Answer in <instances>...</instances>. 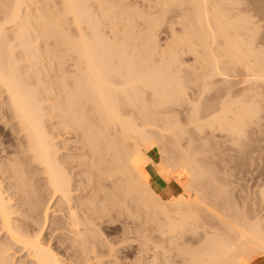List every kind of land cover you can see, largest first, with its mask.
<instances>
[{"label":"bare ground","instance_id":"bare-ground-1","mask_svg":"<svg viewBox=\"0 0 264 264\" xmlns=\"http://www.w3.org/2000/svg\"><path fill=\"white\" fill-rule=\"evenodd\" d=\"M114 1L112 0L111 4ZM40 2V0H0V154H3L0 157V264H89L91 260L94 258L96 260L100 256L97 246L103 248L101 253L103 250L112 251L109 244L108 246L102 244L103 241L99 234L104 233L102 231L100 233L98 227L101 223L96 221L101 222L108 217L109 210H111L110 202L115 205L123 202L126 204V196H129L134 204H139L144 209L143 212L151 214V219L157 215L155 213H162L166 219L164 224L167 228L165 230L169 234L172 231H178V228H186L184 225L193 223V220H197L195 215H200V213L195 214L196 207L200 206L199 204L203 206L204 201L202 198L200 200L194 192L198 190L196 189L197 184H195L196 179L200 178V175L204 176L201 174V169L198 168L201 166V161L204 163V158L203 160L201 158L200 161V157H198L200 162L199 166H196L198 164L195 163L196 155L198 156L197 153L200 151L192 150L193 153H196L195 157L182 153H179L183 155L179 158L173 155L177 159L171 158L169 162L166 158V162L161 160L163 157L159 155L162 153L161 151L159 153V145L164 142L163 136L166 133L170 135V139L173 137L177 141L185 134L180 132L178 124L174 125L171 114L176 110L173 111L175 109H172L173 104L188 102L190 99L188 97L193 95V93L187 95L188 78L179 75V72L181 73L179 66L182 64H176L180 62H176V53L172 54V52L164 56L168 46L163 48L159 45L160 43L158 44L155 37L157 31L150 32L147 29L149 31L145 36L147 46L144 45L146 46L144 47L137 44V40L134 39L136 35L132 33V25L129 22L124 25L123 29L120 28L122 30H117L119 22H116V18L118 16L114 18L108 9L110 5L108 8L101 6L102 11L95 13V8L90 6L93 3L91 0H60L59 9L64 13L61 19L63 20L64 16L66 18L65 14H70L73 24L71 26L74 28L72 35L66 29L67 26H64L68 24H65V18L63 23L60 16L58 17V14L54 13L56 9L46 11L48 8L46 10L41 8ZM31 4L36 7L34 5V8L30 7ZM152 7V10L159 15H156V19H153V16L148 17L154 27L160 24L159 22L164 19L165 13L169 10L173 11L171 14L174 13V16H181L184 34L176 33L182 35L178 36L176 44L181 49H186L183 51L188 50L194 55L196 54L198 61L203 64L204 73L200 75L203 77L200 94L203 95L201 92H204L205 101V97L212 90L222 88L224 91L223 98L218 97L220 100L215 101V104L204 105V122L242 140L251 133L250 137H253V140L250 141H255L258 150H264L260 144L264 141V136L260 137V134L264 135L262 134L264 133V35L260 36L261 31H264V26L260 23V21L264 22V0H153ZM189 10L190 12H187ZM254 10L259 12L254 13ZM259 13L260 17L256 19ZM103 21L108 22L107 29L109 27L115 29L114 34L125 32V35H111L113 38L104 37L102 33L105 29L103 32L100 29ZM193 73L195 74L194 80L197 81L199 72L196 74L193 71ZM188 76L191 78L190 75ZM195 90L197 92V89ZM201 97L203 98V96ZM209 100L211 101V99ZM191 101L189 100V102ZM193 103L195 104V102ZM189 108L191 110V107ZM193 110L188 120L194 124L193 127L199 130L203 124L198 123L201 119L199 118L201 116L199 107L195 106ZM209 125L206 126L209 127ZM248 126H251L250 133H248L250 128ZM184 128L181 130H185ZM4 133L14 134L15 143H12L14 146L8 142L9 146L13 147L10 146L12 149H9L8 144L5 146L6 138L1 139L4 137ZM64 134L65 137L71 134V137H68L71 138L69 141L72 140L76 144V147L73 146L72 149L75 147L80 152L74 157L84 167V179L82 180L77 175L73 174V176L69 171L72 169L65 165V162H68L69 157L72 156L64 154L65 157H63V154L60 153V149L68 144V139H60ZM167 134L166 136H168ZM189 135L187 136L191 137V134ZM194 141L199 142L198 138ZM194 141L192 140L191 144ZM201 141L204 140L201 139ZM234 141L236 140L234 139ZM181 142L179 141V143ZM240 142L242 143V141ZM165 143L162 145L164 146ZM171 143L173 145V142ZM188 144L186 142V145ZM167 147H169V143ZM186 148L188 149L187 146ZM169 149L171 150V147ZM260 151L259 154L264 153H260ZM66 152H70V149ZM166 152L169 153L167 150ZM165 153L162 154L165 155ZM170 157L169 155L167 158ZM70 162L73 163V160ZM75 163L77 164V162ZM77 170L79 171V169ZM212 171L214 172V170ZM172 172L178 177L177 179H183L181 182L183 191L177 195L172 194L171 200H165L151 186L149 179L152 174H156L168 180L172 176ZM35 175H39V178H36ZM75 176L81 180L78 182L79 185L77 183V187H73V184L76 183L72 184V177L75 179ZM40 178L44 185L37 184L36 181H39ZM4 180H6L5 184ZM207 181L210 180L207 179ZM258 187L260 188V186ZM75 190H80V194L81 191L84 193L86 191L89 202L77 204V200L75 201L71 193ZM259 191H261L259 194L261 193L264 197V189H259ZM39 192H44L43 197L35 196ZM200 193L202 192L200 191ZM77 195L79 196V194ZM77 195L75 196L77 197ZM15 196L18 197V200L24 198L26 202L20 204L19 201L20 205L17 203L15 206L13 202ZM82 196H84L83 193ZM259 197L261 198V196ZM219 199L215 198V201L218 200L220 203ZM35 200H38V204L34 206L32 202ZM212 201L206 202L211 204L214 202ZM206 202H204L203 208ZM257 202H261V199ZM257 202L253 203L256 204L254 208L257 209L259 206L257 212L253 208L254 212L252 211L250 214L252 209H248L250 210L249 214L247 213L248 216L251 217L256 213L251 219L247 218V215L240 214L239 211V215H233V212L229 214L230 216L227 215L231 217V221L229 218L224 220L227 236L223 235L224 232L211 233L213 236L209 237L210 234L206 235L209 233L206 232L208 230H204L206 233L202 236H207V238L204 237L207 245H204V239H201L204 243L203 251H196L192 254L193 249L189 248V252L192 251L189 256L185 254V247L188 245L185 246L186 242H182L185 247L181 244L184 247L182 248L184 251L181 250V253L184 252L186 256L191 257L190 263L185 262V264H264V224L261 223L264 222L261 218L264 217V214H260L264 211V201L261 202L262 205L259 203L258 206ZM219 203L214 205L217 206ZM231 204L235 205V203ZM25 205H28V208H23ZM214 205L212 204V206ZM37 206H42L41 215H37L38 212L35 211ZM242 206H237L238 210ZM219 207L220 204L218 210H221ZM228 207L227 212L229 213L233 206ZM245 207L242 209H246ZM210 208L212 207L210 206ZM214 208L215 210L211 211L217 217V207ZM120 209L122 210V208ZM198 209L202 210L201 207ZM129 210H126L127 214ZM57 211L60 212V215ZM170 211L177 214L176 220L170 214L168 215ZM49 212L55 213L54 218L58 215L56 221L51 217V220L54 221L52 225H49ZM197 212L199 211L197 210ZM241 212H246V210ZM138 214L140 215V213ZM60 216L61 219H59ZM222 219L224 218L222 217ZM155 227L158 225L154 226V229ZM147 228L149 227L147 226ZM208 228L210 229V227ZM48 232L49 236L46 235ZM210 232L214 231L210 230ZM220 232H222L221 229ZM165 234L167 233L164 232ZM164 235L162 233L161 238ZM52 236L56 238V243L62 248L61 250L65 251V254L62 253L64 255L59 254L60 252L58 253L52 247ZM181 236L183 238L184 235L181 233ZM164 239L166 240V238ZM173 239L176 238L173 237ZM149 240L151 241V238ZM105 242L103 243L105 244ZM173 248L178 250L179 247ZM186 250L189 253L188 248ZM20 251L24 253L25 260L24 256L23 259L16 258V253L20 254ZM143 251L141 250V252ZM141 255L140 258L144 254ZM153 258L147 263L140 260H136L138 261L136 263L169 264V262L163 263L164 260L161 263ZM163 258L165 259V257Z\"/></svg>","mask_w":264,"mask_h":264},{"label":"rangeland","instance_id":"rangeland-1","mask_svg":"<svg viewBox=\"0 0 264 264\" xmlns=\"http://www.w3.org/2000/svg\"><path fill=\"white\" fill-rule=\"evenodd\" d=\"M41 2L39 3L40 4V7L41 8H44V10H46L47 8V10L46 11H48V10H52L53 9V11L56 9V11L54 12L55 14H58V17L61 19L62 18V14H64L63 12H62V10L61 9H59L60 8V6L59 5H61L60 4V0L58 1H55V0H40ZM92 1H93V3H92ZM95 1V2H94ZM99 1H101L100 3H98ZM104 1V2H103ZM114 1V0H113ZM116 1V2H115ZM112 4H111V2H112V0H91V3L92 4H90V6L93 8H95V13H100L101 11H102V7L101 6H107V7H105V8H108V6H109V10L111 11V13H112V15L114 16V18H116L117 16V18H116V22L118 23L119 22V26L116 28L117 30H122L123 29V27H124V25L126 24V23H130V25H132L131 26V29H132V33L133 34H135L136 36H134V39L135 40H137V44L139 43V45H142V46H144V45H146L147 46V38L145 37L146 35H147V33L150 31H157V33L155 32V37H156V40L158 41V44L161 46V47H163V48H166L167 46H168V48H166V53L164 54V56H167V54H171L172 52V54H175L176 53V62L177 61H180V62H178V63H176V64H182V65H180L179 66V70H181V73L179 72V75H181L182 77H186V79L188 78V82H189V84H188V87H187V95H190V94H192L193 93V95H190L188 98H190V99H188V102H180L181 103V105H180V103L179 102H177V103H175V104H173V106H172V109L173 108H175L173 111H175V113H173V112H171V113H173V114H171V116H172V119H173V122H174V125L175 124H178L177 125V127L179 128V130H180V132H182V134L183 133H185V134H181L182 136L180 137V139L177 141L176 139H174L173 137H171V139L173 138V140L171 141V139H170V135H168L167 133V135L168 136H166V134L163 136V138H165V139H163V143L162 144H164L167 140H169L168 142H166L165 143V145L163 146L161 143H160V148H159V153H160V151L164 154L165 152H166V150L167 151H169V153H167V154H169L171 157L170 158H167L169 155H167L166 153H165V155H163L162 153H160L159 155H160V157H163V158H161V160H163V161H165L166 162V160H165V158L167 159V162H169V161H171V158L173 159V158H179V157H181V156H183L182 154H185V155H188V154H190V156L191 155H193L194 157H195V155H196V153L194 152H192V150H194V151H200L199 153H197L198 154V156L196 155V158H197V161H195V163H198L196 166H199V162L201 161V158H202V160H203V158H204V163H203V161H201L200 162V165L201 166H199L198 168H200L201 169V174L202 175H204V176H201L200 175V178L198 177L197 179H196V181H195V184H197V188L196 189H198V190H195V192H194V194L195 195H197L198 196V198H200V200H201V198H202V200L204 201V202H206V201H212L213 203H211V204H208V203H210V202H206V205H205V207L203 208V206H204V202H203V206H201V204H199L200 206H197L196 208V210H195V214H197V213H200V215L199 216H197V215H195L197 218V220H193V223L191 222L190 224H186V225H184L186 228H184V227H182V228H180V229H182V230H180L179 228L177 229L178 231H175V232H170L171 234H169L168 233V231L167 230H165L167 227H166V224H164V223H166V219L164 218V215L162 214V213H155V214H157L155 217H153V219H151L152 218V215L150 214L149 215V213H147L146 211H144L143 212V210L144 209H142V207L141 206H139V204L138 205H136V204H134V202H133V200H132V202H131V199H130V197L129 196H126V204L123 202V203H120V204H117L116 203V205L113 203V204H111L112 202H110L109 204H110V209L111 210H109V213H108V217L107 218H104L102 221H105V222H103L102 223V221L101 222H99V221H96L97 223H101L102 224V226H101V224H99V226L100 227H98L99 228V231H100V233H104V234H99L100 235V237H101V240L103 241V242H105V244H107V245H105L103 242H102V244L104 245V246H108V244H109V246H110V248H111V250L112 251H108V250H103L102 251V253H101V249H103L102 247L101 248H99L98 246H97V249H99L100 250V256L99 257H97L96 258V260H95V258L93 259L94 261H96V262H98L97 264H131V263H135V264H137L136 262H138L139 260L140 261H142L143 263H147V261H149V260H151L154 256V258L155 259H157L159 262H161V261H167V262H164L163 261V263H168L169 262V264L170 263H172V264H185V262L186 263H190V258L191 257H189L190 255H191V252L193 251V253L192 254H194V252H200V250H204V246H202L206 241V239L205 238H207V236H205L204 235V237L202 236L203 234H205L206 232H209V233H206V235L208 234H210L209 235V237H211V236H213V234H216V233H224L225 231H227V229H226V224H225V222H224V220H228V219H225V218H229V221H231V217H228L227 215H229L230 213L232 214V212H233V215H239L238 214V211H239V213L240 214H244V215H247V213L249 214V212H250V210H248V209H252L251 210V212H250V214H252V211L254 210L255 212H257V210H259L258 208H259V203L261 204V202L262 201H264V200H262V199H264V197H262V194L260 193L259 194V192H261V191H259V189L260 190H262V189H264V188H261L262 186H264V185H261V184H264V183H262V182H264V156H261V155H264V153H262V154H259L258 152L260 151V150H258L257 148H256V146H255V141H250V140H253L252 138L253 137H250L251 135V133H250V130H251V126H248V133H250L249 134V136H247L246 137V139L244 138V140H242V139H239V138H237V137H235L233 134H230V133H227V132H225V131H220L219 129H215V128H213L212 126H210L209 124H206V122H204L205 121V118H204V105H209V104H215L216 102H217V100L220 98V99H222L223 98V94H224V91H223V89L222 88H219L220 90H218V88L217 89H214V91L212 90V92H210V94L209 95H207L205 98H206V101H205V99H204V92H201L203 95H201L200 94V84H201V82L203 81V77L202 76H200L201 75V73L203 74L204 73V66H202L203 64H201V62L200 61H198V59H197V55L195 54H193V53H191L190 51H183V50H186L185 48H182L181 49V47H179L177 44H176V39H178V36L179 37H181L183 34H184V27H183V25H182V23H181V16L179 15V16H174V13L173 14H171L173 11H167L166 13H165V17H164V19H162L163 20V22H159L160 24V26L159 25H157L156 27H154V25L152 24V21L150 22L149 21V19H148V17H150V16H153V19H156L157 18V16H159L157 13H156V11H154V10H152L153 9V0H120L119 1V3H118V0H115ZM130 1V2H129ZM150 3H148V2ZM44 2V3H43ZM53 2V3H52ZM97 2V3H96ZM126 2V3H125ZM51 3V4H50ZM55 3H58V4H55ZM89 3H90V1H89ZM109 3V4H108ZM115 3V4H114ZM123 3V4H122ZM147 5H146V4ZM45 4H46V6H45ZM51 5V7H50V5ZM54 4H55V6H54ZM94 4H96V5H94ZM100 6H98V5ZM104 4V5H103ZM106 4V5H105ZM152 4V5H151ZM32 5V6H31ZM30 5V7H32V8H34V6L36 7V5H34V4H31ZM34 5V6H33ZM44 5V6H43ZM93 5V6H92ZM150 5V6H149ZM49 6V7H48ZM117 6H119V7H117ZM148 6V7H147ZM52 7H54V8H52ZM99 7V8H98ZM113 7V8H112ZM126 7V8H125ZM133 7V8H132ZM144 7V8H143ZM147 7V8H146ZM149 7H150V9H149ZM98 8V9H97ZM116 8V9H115ZM129 8V9H128ZM59 9V10H58ZM97 9V10H96ZM112 9V10H111ZM148 9H149V11L152 13H148L149 11H148ZM124 10V11H123ZM135 10H137V11H135ZM143 10V11H142ZM114 11V12H113ZM121 11H123V12H121ZM141 11V12H140ZM148 11V12H147ZM58 12V13H57ZM61 12V13H60ZM116 12V13H115ZM187 12H190V10L189 11H187ZM254 13L256 12H259V11H257V10H254L253 11ZM146 13H148V14H146ZM155 13V14H154ZM233 13V12H232ZM119 14V15H118ZM137 14V15H136ZM145 14V15H144ZM150 14V15H149ZM65 15H67L66 16V18H65V16H64V18H65V20H64V18H63V20H64V22H65V24H67V25H64V26H67V28L66 29H68V32H69V34H72L73 35V30L72 29H74L71 25H73L71 22H72V20H71V16H70V14H65ZM122 15H123V17H125V18H123L122 17ZM135 15V16H134ZM142 15V16H141ZM144 15V16H143ZM157 15V16H156ZM182 15V14H181ZM70 16V17H69ZM127 16V17H126ZM155 16V17H154ZM67 17H69V18H67ZM169 17V18H168ZM260 17V13H259V16L257 15V17H256V19L257 18H259ZM179 18V19H178ZM127 19V20H126ZM134 19H135V21H134ZM63 20L61 19V21L63 22ZM68 20H71V21H68ZM122 20V21H121ZM143 20V21H142ZM63 22V23H64ZM70 22V23H69ZM133 22V23H132ZM150 22V23H149ZM178 22V23H177ZM108 23V22H107ZM106 23V21H103L102 22V28H100L101 30H102V32H103V30L105 29L106 30V32L108 33H106L105 32V30H104V32L102 33L103 34V36L104 37H112L113 35H117V36H123V35H125V32L124 33H122L121 34V32L120 33H118V34H114V28H106V27H108V25H106L107 24ZM143 23H145V24H143ZM260 23L262 24V26H264V22H261L260 21ZM177 24H178V26H177ZM68 25H70V26H68ZM148 25V27L146 28V26ZM162 25V26H161ZM176 25V26H175ZM121 26V27H120ZM120 28H122V29H120ZM126 28V27H125ZM158 28V29H157ZM72 31H71V30ZM109 29H111L110 31H112V32H110L109 31ZM136 29V30H135ZM149 31H148V30ZM154 29V30H153ZM100 30V31H101ZM171 30V31H170ZM71 31V32H70ZM138 33H136V32ZM147 31V32H146ZM171 32H172V34H171ZM173 32H175V33H173ZM183 32V33H182ZM111 33V34H110ZM144 33H145V35H144ZM182 34V35H177V34ZM262 33H264V31H261V33H260V36L261 35H264V34H262ZM112 35V36H111ZM171 35V36H170ZM175 35V37H173ZM108 37V38H109ZM145 38V40H144V38ZM158 37V38H157ZM113 38V37H112ZM175 38V39H174ZM171 39V40H170ZM173 39V40H172ZM171 41H172V43H171ZM143 43V44H142ZM164 43V44H163ZM171 43V44H170ZM166 44V45H165ZM173 44V45H172ZM146 46H144V47H146ZM170 46V47H169ZM174 47H175V49H174ZM173 48V49H172ZM179 49V50H178ZM170 50V51H169ZM168 51V52H167ZM180 51V52H179ZM178 52V53H177ZM182 52V53H181ZM180 53V54H179ZM198 53H200V52H198ZM178 55H180L179 57H178ZM193 55V56H192ZM196 57V58H195ZM179 58V59H178ZM181 59V60H180ZM195 59V60H194ZM197 59V60H196ZM184 60V61H183ZM195 61V62H194ZM197 61H198V63H197ZM182 62V63H181ZM189 63V64H188ZM195 65V67H194V65ZM197 64H199V65H197ZM192 65V67L190 68V66ZM197 65V66H196ZM188 66V67H187ZM200 66H202V67H200ZM185 67V68H184ZM188 69H187V68ZM197 67V68H196ZM191 70H190V69ZM195 68L197 69L196 71H195ZM201 69V70H200ZM197 74L198 72H199V74H197V75H199V77H197L198 79H200L201 78V80H199L198 81V79H196L197 81H195L194 79H195V74L193 73V71ZM191 71H192V73H191ZM183 72V73H182ZM184 73H186L185 75H183ZM188 73V74H187ZM187 75V76H186ZM188 75H190V77L191 78H189V76ZM194 77V78H193ZM189 79H191V80H189ZM194 80V81H193ZM192 81V82H191ZM194 82L196 83L195 85H194ZM193 83V84H192ZM198 83V84H197ZM191 85H193V86H191ZM198 86V87H197ZM195 87V88H194ZM217 87H219V86H217ZM190 88V89H189ZM195 89H197V92H196V90ZM193 90V91H192ZM213 92H215L214 94H213ZM216 92H218L217 94H216ZM198 93V94H197ZM222 93V94H221ZM195 94V95H194ZM199 95V96H198ZM213 95H214V97H213ZM216 95V96H215ZM219 95V96H218ZM201 96H203V98L201 97ZM209 96H211L210 98H209ZM196 97H197V99H196ZM219 97V98H218ZM192 98V99H191ZM194 98V99H193ZM200 98V99H199ZM203 100H202V99ZM209 99H211V101L209 100ZM219 99V100H220ZM189 100L191 101V100H194V101H191V102H189ZM200 100V101H199ZM214 100V101H213ZM216 101V102H215ZM193 102H195V104L193 103ZM179 103V104H178ZM186 105H184V104ZM192 103V104H191ZM190 104V105H189ZM199 104V105H198ZM176 105V106H175ZM195 106L196 107H199V114L201 115L199 118H201V119H199V121H198V123H200V124H202V128L201 129H199V130H197L195 127H193V123H191V121L190 120H188L189 119V116L190 115H192V113H193V108H195ZM201 106V107H200ZM187 107V108H186ZM189 107H191V110H192V112L190 113V108ZM193 107V108H192ZM187 110H189V111H187ZM202 113V114H201ZM178 116H177V115ZM188 115V116H187ZM175 116V117H174ZM177 119V120H176ZM179 120H180V122H179ZM186 120H188V121H186ZM176 121H177V123H176ZM183 125V126H182ZM205 125V126H204ZM209 125V127H207V126ZM176 126V125H175ZM181 126V127H180ZM192 126V127H191ZM185 127V128H184ZM205 127V128H204ZM212 129H211V128ZM185 129V130H181V129ZM203 129H205L204 131H202ZM211 129V130H210ZM215 131H214V130ZM5 130V129H4ZM219 130V131H218ZM183 131H185V132H183ZM187 131V132H186ZM196 131H198V132H196ZM206 132V133H205ZM165 133V132H164ZM187 133V134H186ZM198 133V134H197ZM189 134H191V137H192V140L194 141V140H197V138H198V141L199 142H197V141H194L193 142V144H191L192 143V140H191V137H188V136H190ZM210 134V135H209ZM262 134H264V133H262ZM6 135V136H5ZM12 135V136H11ZM69 135V136H68ZM68 135H66L67 137H65V134L64 135H62L61 137L63 138H60L61 140H64V139H68V144H66L64 147H62L61 149H60V153H62L63 154V157H65L64 156V154L66 155H68V156H72V157H69L70 158V160L68 161V162H65V165L67 166V168H70V169H72V170H69V171H71L70 173L73 175H77L81 180L82 179H84V176H83V170H84V167H82L81 166V164H80V162L77 160V158H75L74 157V155H77L78 153H80V152H78V150H76L75 149V147H76V144L75 143H73L72 142V140L71 141H69L71 138H68V137H71L70 135L71 134H68ZM188 135V136H187ZM205 135V136H204ZM207 135V136H206ZM216 135V136H215ZM230 135V136H229ZM234 137H233V136ZM14 136V134H12V133H9V134H5L4 133V137L3 138H1V139H5L6 138V142H5V146H6V144H8V146H9V143H11V145H13L14 143H15V136ZM187 136V137H186ZM202 136V137H201ZM210 136V137H209ZM218 136V137H217ZM227 136H229V137H227ZM261 136H264V135H261L260 134V137ZM168 137V139H166ZM183 137V138H182ZM196 137V138H195ZM249 137V138H248ZM182 138V139H181ZM184 138H186V139H184ZM206 138V139H205ZM212 138H213V140H212ZM184 139V140H183ZM201 139L202 140H204V141H201ZM209 139H211V140H209ZM233 139V140H232ZM234 139L236 140V141H234ZM248 139V140H247ZM188 140V141H187ZM218 142H217V141ZM246 140V141H245ZM5 141V140H4ZM173 142V145H172V143L171 142ZM179 141H182L181 143H179ZM212 141V142H211ZM222 141V142H221ZM240 141H242V143L240 142ZM9 142V143H8ZM14 142V143H13ZM186 142H187V144L188 145H186ZM217 142V143H216ZM252 142H253V144H252ZM13 143V144H12ZM168 143H169V147H167L168 146ZM175 143H177V144H175ZM179 143V144H178ZM198 145H197V144ZM208 145H207V144ZM251 143V144H250ZM257 144H259L258 142H256ZM70 144V145H69ZM184 144V145H183ZM191 144V145H190ZM196 144V145H195ZM212 144H214V145H212ZM260 144L262 145V147H264V141H262V142H260ZM10 145V146H11ZM60 145H61V143H60ZM174 146V147H172V146ZM175 145H176V148H175ZM183 145V146H182ZM193 145V146H192ZM206 145V146H205ZM210 145V146H209ZM231 145V146H230ZM252 145V146H251ZM10 146H9V149H12V148H10ZM14 146V145H13ZM62 146H63V144H62ZM73 146H75L74 147V149H72L73 148ZM162 146V147H161ZM188 147V149L186 150L185 149V147ZM192 146V147H191ZM205 146V147H204ZM216 146H218V147H216ZM221 146V147H220ZM171 147V150H172V148H173V150L171 151L170 149L168 150V148H170ZM184 147V149H182ZM213 147V148H212ZM249 147V148H248ZM67 148V149H66ZM166 148V150H164ZM180 149V150H176V149ZM210 148V149H209ZM66 149V150H65ZM69 149H70V152H66V151H69ZM163 149V150H162ZM197 149V150H196ZM202 150V152H201V150ZM204 149V150H203ZM256 151H255V150ZM63 150V151H62ZM183 150V151H182ZM218 150V151H217ZM220 150V151H219ZM257 150H258V152H257ZM177 153H176V152ZM186 153H185V152ZM189 151H191L192 153H190ZM175 152V153H174ZM189 152V153H188ZM209 152V153H208ZM220 152V153H219ZM261 152H264V150H262V151H260V153ZM179 153H182V154H179ZM200 153H201V155H200ZM211 153V154H210ZM162 154V155H161ZM178 156H177V155ZM218 154V155H217ZM1 156L0 157H2L3 156V154H0ZM167 155V156H166ZM173 155H175V156H173ZM209 155V156H208ZM74 157V158H73ZM194 157H192L194 160H195V158ZM198 157H200L199 159H200V161H198L199 159H198ZM208 157V158H207ZM176 158V159H177ZM169 159V160H168ZM73 160V163H71L70 161H72ZM75 162H77V164L75 163ZM69 163V164H68ZM71 163V164H70ZM202 163V164H201ZM74 164V165H73ZM73 167H72V166ZM77 166H79V167H77ZM205 166V167H204ZM72 167V168H71ZM207 167V168H206ZM197 168V167H196ZM197 168V169H198ZM212 168V169H211ZM77 169H79V171L77 170ZM82 169V170H81ZM199 169V170H200ZM203 169V170H202ZM210 170V171H209ZM212 170H214V172L212 171ZM73 171V172H72ZM81 171H82V174H80L81 173ZM78 172V173H77ZM203 172H204V174H203ZM208 172V173H207ZM224 172V173H223ZM213 173V174H212ZM81 176H80V175ZM207 174V175H206ZM208 174H209V176H208ZM215 174V175H214ZM71 175V176H72ZM73 175V176H74ZM171 177H169V179L168 180H166L163 176H161V175H156V174H152V176L150 177V179H149V182H150V184H151V186L153 187V188H155V190L157 191V193L160 195V197L161 198H163V199H165V200H171L172 199V197H173V195L172 194H174V195H177V194H179V193H181L183 190H182V185H181V182L183 181V179L182 180H180V178L179 179H177L178 177L177 176H175V173L174 172H172L171 173ZM39 176V175H38ZM38 176H36L35 175V177L36 178H39ZM77 176H75V179H74V177H72V184L73 183H76V184H73L74 186L73 187H77L80 183H78L79 181H81L79 178H77ZM208 176V177H207ZM215 176H216V178H215ZM206 178V179H205ZM212 178V179H211ZM216 180H215V179ZM217 178H218V180H217ZM78 181H77V180ZM154 179V180H153ZM200 179H202V180H200ZM207 179H209L210 181H207ZM35 179H33V181H34ZM214 180V181H213ZM43 180L40 178L39 179V181H36L37 182V184L39 183H42L43 185H44V183L42 182ZM198 181V182H197ZM200 181V182H199ZM207 181V182H206ZM222 181V182H221ZM226 181V182H225ZM5 182H6V180H4L3 181V183L5 184ZM35 182V181H34ZM36 182H35V184H36ZM152 182V183H151ZM155 182V183H154ZM175 182V183H174ZM197 182V183H196ZM205 182V183H204ZM230 182V183H229ZM77 183H78V185H77ZM169 183V184H168ZM222 183V184H221ZM261 183V184H260ZM36 184V185H37ZM38 184V185H39ZM194 184V185H195ZM209 184V185H208ZM259 184V185H258ZM7 185V184H6ZM5 185V186H6ZM202 185H203V187H202ZM201 186V187H200ZM207 186V187H206ZM211 188H210V187ZM258 186H260V188L258 187ZM172 187V188H171ZM215 187V188H214ZM201 188V189H200ZM213 188V189H212ZM220 190H219V189ZM200 189V190H199ZM222 189V190H221ZM229 189V190H228ZM198 191V193L196 194V192ZM200 191L202 192V193H200ZM206 191V192H205ZM79 192V193H78ZM216 192V193H215ZM223 192V193H222ZM226 192V193H225ZM72 193V195L74 196V199H75V201L77 200V204H82V203H86L87 201H88V198H87V196H88V194H87V192L85 191V193H84V191H81V194H80V190H75L74 192H71ZM79 194V196L77 195V194ZM82 193H83V195L84 196H82ZM171 193V194H170ZM201 195H200V194ZM209 193V194H208ZM221 193V194H220ZM225 193V194H224ZM77 195V197L75 196V195ZM86 194H87V196H86ZM162 194V195H161ZM193 194V195H194ZM43 195H44V192L42 193V192H39L38 194H35V196H38V197H40V196H42L43 197ZM171 195V196H170ZM203 195V196H202ZM213 195H214V197H213ZM222 195H223V197H222ZM29 196L31 197V194H29ZM81 196V197H80ZM207 196H211V197H207ZM259 196H261V198L259 197ZM79 197V198H78ZM86 197V198H85ZM203 197H206V198H203ZM17 198V199H16ZM82 198V199H81ZM86 200H85V199ZM120 198H122V197H120ZM211 198V199H210ZM215 198L216 199H219L221 202L219 203V201L218 200H216L215 201ZM226 198V199H225ZM73 199V200H74ZM81 201H80V200ZM123 199V198H122ZM129 199H130V201H129ZM206 201H205V200ZM209 199V200H208ZM261 199V202H257L258 200H260ZM17 200V201H16ZM39 200V199H38ZM37 200V201H38ZM20 201V202H19ZM24 201V202H23ZM32 201V200H31ZM37 201L35 200V202H32V204H34V206L35 205H37L38 203H37ZM230 203H229V202ZM14 202V204H15V206H17V203L19 202L20 204H23V203H25L26 202V200L24 199V198H19V200H18V197L17 196H15V200L13 201ZM89 202V201H88ZM257 202V206H258V208L256 209V208H254V207H256V204H253V203H256ZM18 203V204H19ZM39 203H40V200H39ZM128 203H129V205H128ZM217 203H219L220 204V207L219 208H221V210L219 209L218 210V206H219V204L217 205V206H215L214 204H217ZM225 203V204H224ZM227 203V204H226ZM230 205H229V204ZM231 203H235V205H233V204H231ZM19 204V205H20ZM208 204V205H207ZM212 204L214 205V206H212ZM222 204V205H221ZM113 205V206H112ZM118 205V206H117ZM131 205V206H130ZM227 205V206H226ZM239 205H243L242 207H245L246 209H242V207H240L239 208V210H238V207H239ZM262 205V204H261ZM260 205V206H261ZM26 206V207H25ZM23 208H28V205H25ZM127 206V207H126ZM128 206H130V207H128ZM208 206V207H207ZM210 206L212 207V208H210ZM223 206V207H222ZM228 206H233V207H231V208H233V210H231V208H230V211H229V213L227 212L228 211V209H229V207ZM234 206H236L235 208H237V210H234L235 208H234ZM238 206V207H237ZM41 209L42 208V206H37V208H36V212H38L37 213V215H41L42 214V210L43 209H39V208ZM118 207V208H117ZM123 207H125L124 209H123ZM133 207H135V208H133ZM137 207V208H136ZM140 207H141V209H140ZM202 208V210H200V209H198V208ZM214 207H217L216 209H217V211H218V215H219V217H218V215H217V217H215L216 216V214H214L211 210H215V208ZM227 207V208H226ZM120 208H122V210L120 209ZM227 209L226 211L224 210V209ZM254 208V209H253ZM261 208V207H260ZM38 209V210H37ZM79 209H80V207H79ZM129 209H133V210H129ZM136 209H138V210H135ZM139 209H140V211H139ZM204 209H206V210H204ZM211 211V213H210V211ZM222 209H223V211H222ZM241 209V210H240ZM40 210V211H39ZM51 210V209H50ZM129 210V212H130V214H133V215H130L129 214V212H128V214H127V211ZM197 210L199 211V212H197ZM204 210V212H202ZM245 211L246 210V212H241V211ZM118 211V212H117ZM125 211V212H124ZM220 211H221V214H223V218L224 219H222V217H220L221 216V214H220ZM225 211V212H224ZM236 211V212H235ZM253 211V212H254ZM39 212H40V214H39ZM58 212V211H57ZM138 213H140V215L138 214ZM145 213V214H144ZM172 213V214H171ZM202 213H204V214H202ZM226 213V214H225ZM234 213H237V214H234ZM246 213V214H245ZM55 214V213H54ZM53 213H51V212H49V225H52V224H54V221H56V220H58V219H56V218H58V215L56 216V218H54L55 216H53L54 215ZM57 214V213H56ZM58 214L60 215V212H58ZM147 214V215H146ZM160 214V215H159ZM170 214V216L171 217H173L174 218V220H176L175 219V217H177V214H174L173 212H168V215ZM213 214H214V216H213ZM254 214V213H253ZM256 214V213H255ZM255 214L253 215V216H255ZM261 215L262 214H264V211H262L261 213H260ZM118 215V216H117ZM121 215H122V217H121ZM135 215V216H134ZM142 216L143 218H139V216ZM161 215H162V217H161ZM176 215V216H175ZM162 218H160V217ZM194 216V217H195ZM201 216H202V218H201ZM209 216V217H208ZM227 216V217H226ZM230 216V215H229ZM252 215H251V217L250 216H248L247 215V218H249V219H251L252 217H253ZM51 217H53L52 219L54 220V221H52L51 220ZM133 217V218H132ZM146 217V218H145ZM147 217H149V218H147ZM206 217V218H205ZM214 217V218H213ZM110 218V219H109ZM156 220H155V219ZM160 218V219H159ZM205 218V219H204ZM219 218V219H218ZM262 218V221H264V217H261ZM59 219H61V216L59 217ZM107 219H108V221H107ZM122 219V220H121ZM143 219H146V220H144L143 221ZM148 219V220H147ZM159 219V220H158ZM195 219V218H194ZM201 219V220H200ZM204 219V220H203ZM211 219V220H210ZM221 219V221H219ZM124 220V221H123ZM139 220V221H138ZM142 220V221H141ZM149 220H151L152 221V223H151V221H149ZM164 222H163V221ZM160 221V222H159ZM199 221V222H198ZM202 221V222H201ZM207 221V222H206ZM108 224H107V223ZM150 222V223H149ZM157 222H158V224H157ZM163 224H162V223ZM196 222V223H195ZM224 222V223H223ZM144 223V224H143ZM154 223V224H153ZM195 223V224H194ZM206 223V224H205ZM208 223V224H207ZM211 223V225L209 226V224ZM223 223V224H222ZM262 224H264V222H261ZM136 224V225H135ZM162 224V225H161ZM192 224V225H191ZM204 224H205V226H206V228H205V226H204ZM158 225V227H159V229H158V227H155V229H154V226H157ZM194 225V226H193ZM147 226L149 227V228H147ZM192 226V227H191ZM196 226V227H195ZM202 226V227H201ZM204 226V227H203ZM212 226V227H211ZM217 228H216V227ZM223 226H224V228H223ZM146 227V228H145ZM153 227V228H152ZM208 227H210V229L208 228ZM161 228V229H160ZM163 228V229H162ZM191 230H190V229ZM205 228V229H204ZM211 228H213V229H211ZM219 228V229H218ZM145 229V230H144ZM149 231H148V230ZM158 229V230H157ZM183 229H184V231H183ZM187 229H188V231L189 232H191V233H189L188 231H187ZM194 229V230H193ZM195 229H196V233L194 234V232H195ZM198 229H199V231H198ZM220 229H221V231L222 232H220ZM155 230V231H154ZM156 230H157V232H156ZM159 230H162L161 232L159 231ZM186 230V231H185ZM206 230H208V231H205ZM210 230L211 231H214V232H210ZM216 230V231H215ZM102 231V232H101ZM147 231H148V233H150V234H148L147 233ZM193 231V232H192ZM197 231H198V233H197ZM217 231H219V232H217ZM56 232H58V231H56ZM153 232V233H152ZM164 232H166L167 234H165L164 235ZM179 233V234H177V233ZM187 234H186V233ZM162 233H163V235H164V237L162 236V238H161V235H162ZM181 233H182V235H184L183 236V238H182V236H181ZM202 233V234H201ZM211 233H213V234H211ZM227 232H225L223 235H225ZM46 235L47 236H49V232L48 233H46ZM54 235V234H53ZM102 235V236H101ZM158 235V236H157ZM169 235V236H168ZM181 237H180V236ZM228 235H230V234H228ZM125 236V237H124ZM150 236V237H149ZM160 236V237H159ZM166 236V237H165ZM171 236V237H170ZM187 236V237H186ZM225 236H227V234L225 235ZM104 237H105V239H104ZM167 237H168V239H169V241H168V239H167ZM173 237L174 238H176V239H173ZM180 237V239H178ZM203 237V238H202ZM52 238V240H51V244H52V247H54V249L59 253V254H62V253H64L61 249V247H59L58 245H57V243H56V238H54V236H52L51 237ZM124 238H125V240H124ZM151 238V241L149 240ZM161 238V239H160ZM164 238H166V240L164 239ZM182 238V239H181ZM198 238V239H197ZM54 239V240H53ZM136 239V240H135ZM180 241H178V240ZM199 239H200V241H199ZM204 241V243H202V240ZM119 240V241H118ZM134 240V241H133ZM172 240V241H171ZM175 240H177V241H175ZM183 240H185V241H183ZM187 240V241H186ZM162 241V242H161ZM173 241H175V242H173ZM122 242V243H121ZM160 242V243H159ZM168 242H169V244H171V243H173L172 245H169L168 244ZM178 242H179V244H178ZM182 242H186V244H185V246L186 245H188V247L186 246H184L183 244H182ZM190 242V243H189ZM139 243V244H138ZM150 243V244H149ZM158 243V244H157ZM163 243V244H162ZM166 243V244H165ZM188 243V244H187ZM200 243V244H199ZM56 244V245H55ZM119 244V245H118ZM137 244V245H136ZM143 244V245H142ZM157 244V245H156ZM181 244H182V246H184L185 247V254H187V255H189V256H186L185 254H184V252H183V254L181 253L182 251H184V250H182V248H184V247H182L181 246ZM117 245V246H116ZM167 247H166V246ZM176 245V246H175ZM178 245H180V246H178ZM192 245V247H189V246H191ZM195 245H196V247H195ZM199 245H201V246H199ZM204 245H207V243H205ZM126 246V247H125ZM141 246V247H140ZM165 246V247H164ZM169 246V247H168ZM157 247V248H156ZM171 247V248H170ZM173 247H179L178 248V250H179V253L177 254V252H178V250H177V248H173ZM193 247H195V248H193ZM203 247V249H201V248ZM154 248H156V249H154ZM188 248V252H189V248H192L191 250V252H189V253H187V249ZM168 249H169V251H168ZM171 249V250H170ZM176 251H175V250ZM195 249V250H194ZM197 249H199V250H197ZM59 250V251H58ZM141 250L144 252H141ZM155 250V251H154ZM182 250V251H181ZM108 251V252H107ZM113 251H114V253H113ZM147 251V252H146ZM150 251V252H149ZM154 251V252H153ZM173 251V252H172ZM201 251V252H202ZM139 252V253H138ZM158 253V254H156V253ZM22 253V254H21ZM107 253V254H106ZM141 253H143L142 255L143 256H145V257H143L142 255H141ZM150 253H151V255H150ZM65 254V253H64ZM64 254H62V255H64ZM196 254H201V253H196ZM61 255V256H62ZM93 255V254H92ZM103 255V256H102ZM137 255H138V257H137ZM140 255L142 256L141 258H140ZM150 255V256H149ZM20 256V257H19ZM23 256H24V253L22 252V251H20V254H19V252H17L16 253V258H18V259H23ZM148 257V259H147V257ZM157 256H159V257H157ZM162 258H161V257ZM25 257V256H24ZM152 257V258H151ZM163 257H165V259L163 258ZM118 258V259H117ZM135 258H137V259H135ZM142 258H144V259H142ZM153 258V259H154ZM183 258H185V259H183ZM26 259V257L24 258V260ZM189 259V260H188ZM93 260H91V262H89V264H96V262H94ZM101 261V262H99V261ZM103 260V261H102ZM132 260V261H131ZM136 260H138V261H136ZM184 260V261H183ZM117 261V262H116ZM125 261V262H124ZM120 262V263H119ZM162 263V262H161ZM88 264V263H87Z\"/></svg>","mask_w":264,"mask_h":264}]
</instances>
